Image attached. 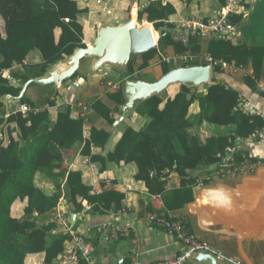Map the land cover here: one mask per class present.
<instances>
[{"label":"crops","instance_id":"1","mask_svg":"<svg viewBox=\"0 0 264 264\" xmlns=\"http://www.w3.org/2000/svg\"><path fill=\"white\" fill-rule=\"evenodd\" d=\"M76 2L82 12L78 15L77 22L82 26V43L86 47L93 45L99 25L125 22L135 4H149L148 0H110L108 7L111 9V15H106L97 12L91 0ZM168 4L174 11L166 21L171 28L170 33L174 40L190 46L187 54L194 57V61L202 54L208 53L214 59L253 71V76H246L242 72L233 73L216 68L211 71L210 81L213 79L224 82L264 116V95L255 89V80L264 83V0L243 1L238 14L233 18L239 30L235 42L229 38L212 37L207 33L192 36L177 27L183 20L207 22L219 13L224 5L223 0H168ZM2 24L0 19L1 37ZM152 31L156 39L158 34L155 30ZM59 33L55 32L56 38ZM154 50V61L147 68H139L142 63L139 56L134 63L133 73L125 78H118L112 70L105 69L95 75L86 76L82 82L78 81V77L70 79L57 90L52 85L39 86L28 83L44 77L41 76L43 59L38 51H32L26 56L23 64L3 71L8 85L18 93L4 94L0 98L6 95L12 97L7 102L9 115L17 113L18 108L25 105L20 102L23 98L31 106L33 114L47 111L50 123L56 121L58 113L69 109L72 120L83 121L85 139L89 137L91 129L109 134L102 147L91 143L86 148L85 142H80L74 146L73 154L67 150L62 151L68 172H79L82 183L91 189L92 196L110 191L123 196L122 208L116 210L113 205L108 208L102 204L98 205L97 210H93L95 206L85 201L81 203L84 209L78 213L74 212L70 204L66 203L64 206L67 221V214L75 216L72 218V224H68L91 246L95 264H126V261L130 264H153L174 258L183 247L171 234L149 223L147 218L150 214L163 215L169 219H187L198 238L225 255L240 259L242 264H264V167L236 178L215 180L204 188L192 186L182 189L181 178L171 175L166 185L170 191L165 196H159L150 194L143 182L135 180L136 168L133 164L110 158L127 128L139 131L146 123L135 111L121 114L123 80L136 78L146 82L157 81L165 74V69L176 67L162 64L158 58L182 54L173 46L158 48L156 45ZM61 66L59 62L47 70L59 71ZM214 70L220 72H213ZM25 86L22 97L17 99ZM179 86L168 87L164 91L166 97H173ZM196 91L205 92V85ZM50 101L54 102L53 107L48 104ZM1 103L4 111L0 113L6 114V106ZM84 107L87 108L86 114ZM198 111V104L194 103L189 109V115L195 116ZM6 122L7 120H4L0 125V138L10 129L14 140L20 141V132L16 125L7 126ZM201 129L205 133L218 135L230 131L229 127L217 128L207 125ZM20 144L25 146V142ZM241 149L250 157H264V141L259 145L242 146ZM66 177L67 173L58 181L61 188L64 187ZM35 183L45 195L55 194L56 182L44 174L37 173ZM61 194V198L65 199L64 191H61ZM52 213L37 218V223H48ZM12 216L17 219L23 216V205L19 201L12 206ZM102 227L104 231L96 234ZM112 230L116 237L112 235ZM57 234H60L57 229L52 231L49 240ZM71 247L72 242L68 241L65 250ZM26 264H41V258H30Z\"/></svg>","mask_w":264,"mask_h":264},{"label":"trees","instance_id":"2","mask_svg":"<svg viewBox=\"0 0 264 264\" xmlns=\"http://www.w3.org/2000/svg\"><path fill=\"white\" fill-rule=\"evenodd\" d=\"M80 13L76 0H0L3 23L0 96L17 95V90L3 77V71L23 64L32 51H38L43 59V77L48 68L70 56L74 49L86 47L82 43V26L77 22ZM173 13L168 3L153 1L147 6L139 5L137 21L152 25L158 34V48L173 46L187 54L190 46L174 40L166 22ZM233 18L235 16L232 21L237 23ZM56 31L60 32L58 38ZM154 57L155 50L141 55L139 68H147ZM168 71L165 69L163 73ZM76 77L77 74L71 79ZM238 97L224 82L213 79L205 85V92H190L180 85L173 97H166L165 93L152 97L135 109L146 123L139 131L127 128L110 158L133 164L135 180L143 182L152 195L165 196L170 191L166 185L171 175L181 178L182 189L190 188L191 180L217 164L236 138L245 139L263 128L264 119L234 110ZM20 102L31 107L23 98ZM194 103L198 104L199 111L190 116L189 109ZM48 104L54 106L53 101ZM0 111H4L1 102ZM3 123L0 119V125ZM6 124L16 125L20 141L14 140L10 129L3 134L5 138L2 135L3 139L0 138V264H26L30 258H41V264H57L70 236L57 234L49 240L51 232L57 229L56 224H39L36 220L56 209L61 191L75 213L84 209L83 201L95 206L93 210L100 204L108 208L113 205L115 210L122 208V195L110 191L92 196L91 189L82 183L80 173L68 172L63 160V150L73 154L74 146L80 142H85L86 148L91 143L102 147L109 134L91 129L85 139L83 121L72 120L69 109L58 113L54 123H50L48 112L44 111L27 116L10 114ZM204 125L229 127L230 131L219 135L205 133L201 129ZM20 142H25V146H20ZM245 154L249 156L239 150L234 157L240 160ZM37 173L56 182L53 196L45 195L36 185ZM66 173L61 188L58 181ZM17 201L23 205V216L19 219L12 216V206ZM126 264H130L129 261Z\"/></svg>","mask_w":264,"mask_h":264},{"label":"built area","instance_id":"3","mask_svg":"<svg viewBox=\"0 0 264 264\" xmlns=\"http://www.w3.org/2000/svg\"><path fill=\"white\" fill-rule=\"evenodd\" d=\"M109 1L110 0H93L92 4L97 12L111 15V9L108 7ZM153 1H160L162 4L168 3V0H148L149 3ZM224 1V5L219 13L207 22L192 19L183 20L177 24V27L180 30H188L191 35L207 33L212 37L229 38L235 42L239 35V30L237 23L232 21V17L238 14L244 0ZM135 5L138 10L139 5ZM198 58L197 61H194V57L182 53L173 57L160 56L158 59L160 63L168 66H190L197 63L198 65L209 66L211 71L217 68L221 71L229 70L233 73L242 72L246 76H253V71L251 69L214 59L208 53H204ZM255 89L259 94L264 95V83L262 81L255 80ZM234 110L240 111L246 116H257L264 119V116L242 96L238 97ZM83 111L86 114L87 108L84 107ZM17 113L27 116L33 114V110L27 105H22L18 108ZM84 116L85 115L83 114V117ZM8 117L9 114L0 113V119L7 120ZM262 141H264V126L245 139L236 138L232 145L225 150V154L219 159L217 164L210 167L207 173L197 174L194 179L191 180L190 184L198 188H204L207 185L212 184L215 180L236 178L245 174L253 173L258 168L264 167V157H250L246 154L244 156L242 155L240 160H236L234 157L239 150H242V146H250L252 144L259 145ZM66 203L67 201H65L64 198H61L49 220V222L56 224L57 231L60 234L69 235L70 241L72 242V247L64 250V252L58 257L57 264H80V262H83L84 264H95L91 254V246L86 244L68 224L66 214L63 211ZM147 220L160 230L171 234L183 247L174 258L155 262L153 264H187L191 253L197 251L210 253L226 264H242L240 259L227 256L208 242L202 241L198 238L187 219H169L163 215L150 214ZM112 235L116 237L113 230Z\"/></svg>","mask_w":264,"mask_h":264},{"label":"water","instance_id":"4","mask_svg":"<svg viewBox=\"0 0 264 264\" xmlns=\"http://www.w3.org/2000/svg\"><path fill=\"white\" fill-rule=\"evenodd\" d=\"M150 26L138 23L135 5L127 21L116 25H99L93 45L74 49L70 56L60 62L61 70H47L43 78L28 83L39 86L52 85L57 90L61 84L70 80L75 74L79 78L78 81L82 82L86 76L95 75L105 69L112 70L118 78H125L126 75L133 73L134 63L139 56L156 48L158 36L155 40L151 31L153 27ZM210 78L209 66L190 65L175 67L154 82L136 78L124 79L121 84L123 105L120 112L126 114L135 111L138 105L152 97L159 96L172 85H182L190 92H195L199 87L210 84ZM25 88L26 86L20 91L17 99L22 97ZM10 99L12 97L8 95L0 98L6 109ZM6 114H8V109ZM67 217L68 223L72 224V218L75 216L67 214ZM103 231V227L99 228L96 234ZM188 264L226 263L210 253L197 251L191 253Z\"/></svg>","mask_w":264,"mask_h":264},{"label":"rangeland","instance_id":"5","mask_svg":"<svg viewBox=\"0 0 264 264\" xmlns=\"http://www.w3.org/2000/svg\"><path fill=\"white\" fill-rule=\"evenodd\" d=\"M91 3H92V0H91ZM121 14V13H120ZM91 21H93V19L91 20ZM142 24V23H141ZM151 27V26H150ZM152 28V27H151ZM181 31H184V32H187V33H189V31L188 30H181ZM174 66V65H173ZM171 70V69H170ZM169 93L170 94H173L171 91H169Z\"/></svg>","mask_w":264,"mask_h":264},{"label":"bare ground","instance_id":"6","mask_svg":"<svg viewBox=\"0 0 264 264\" xmlns=\"http://www.w3.org/2000/svg\"><path fill=\"white\" fill-rule=\"evenodd\" d=\"M151 31H152V29H151ZM152 34H153V31H152ZM153 36H154V39H155V35L153 34ZM156 40V39H155Z\"/></svg>","mask_w":264,"mask_h":264}]
</instances>
